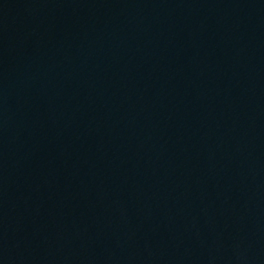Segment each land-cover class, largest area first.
Here are the masks:
<instances>
[{"label":"water","instance_id":"water-1","mask_svg":"<svg viewBox=\"0 0 264 264\" xmlns=\"http://www.w3.org/2000/svg\"><path fill=\"white\" fill-rule=\"evenodd\" d=\"M0 264H264V0H0Z\"/></svg>","mask_w":264,"mask_h":264}]
</instances>
